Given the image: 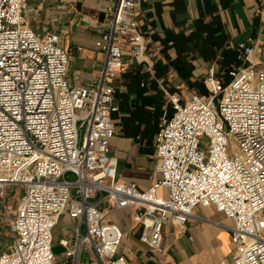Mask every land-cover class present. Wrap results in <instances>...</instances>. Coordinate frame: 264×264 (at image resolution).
Segmentation results:
<instances>
[{
	"label": "built area",
	"instance_id": "obj_1",
	"mask_svg": "<svg viewBox=\"0 0 264 264\" xmlns=\"http://www.w3.org/2000/svg\"><path fill=\"white\" fill-rule=\"evenodd\" d=\"M144 1L111 0L96 41L106 55L101 80L74 86L72 50L60 36L30 27L28 0H0V200L7 215L10 189L22 190L0 264H129L124 229L111 219L127 209L160 261L165 225L186 224L197 206L233 220L231 264H264V61L211 73L208 94L185 103L170 95L173 113L165 110L156 136L158 178L146 190L117 179L110 156L115 81L125 45L131 58L146 51L138 21ZM252 54L242 46L237 60ZM63 214L75 226L55 254L53 230Z\"/></svg>",
	"mask_w": 264,
	"mask_h": 264
},
{
	"label": "crops",
	"instance_id": "obj_2",
	"mask_svg": "<svg viewBox=\"0 0 264 264\" xmlns=\"http://www.w3.org/2000/svg\"><path fill=\"white\" fill-rule=\"evenodd\" d=\"M111 0H28L30 27L40 36L58 34L72 50L69 80L74 86L101 80L106 55L96 41L109 21ZM139 30L147 44L141 59L124 46V67L115 85L111 113L116 135L110 156L117 162V179L148 189L158 178L156 136L170 95L185 103L192 95H207L205 79L264 61V0H146L139 9ZM123 41V40H121ZM242 46L253 49L250 61L237 60ZM78 48H81L80 50ZM13 191V188L10 189ZM10 194V193H9ZM98 199L95 198L93 201ZM127 209L111 215L124 229L121 253L129 264H231L233 220L214 208L197 206L186 224L164 227L162 260L139 239L141 226ZM75 222L63 214L53 230Z\"/></svg>",
	"mask_w": 264,
	"mask_h": 264
},
{
	"label": "rangeland",
	"instance_id": "obj_3",
	"mask_svg": "<svg viewBox=\"0 0 264 264\" xmlns=\"http://www.w3.org/2000/svg\"><path fill=\"white\" fill-rule=\"evenodd\" d=\"M69 180L75 178L74 174L69 173L67 175ZM22 190L20 187H13V191H10L8 198V212L9 215L3 210L2 203L0 200V253L10 250L12 245V234L9 227L8 217L14 218L16 215L17 206L21 196ZM71 229V226L67 223H63L59 226V230L54 232V248L55 254H61L63 248L59 245L60 238L64 236L66 230Z\"/></svg>",
	"mask_w": 264,
	"mask_h": 264
}]
</instances>
